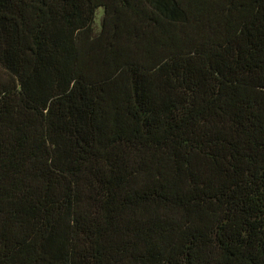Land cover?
Listing matches in <instances>:
<instances>
[{
	"label": "trees",
	"instance_id": "trees-1",
	"mask_svg": "<svg viewBox=\"0 0 264 264\" xmlns=\"http://www.w3.org/2000/svg\"><path fill=\"white\" fill-rule=\"evenodd\" d=\"M0 264H264V0H0Z\"/></svg>",
	"mask_w": 264,
	"mask_h": 264
},
{
	"label": "rangeland",
	"instance_id": "rangeland-1",
	"mask_svg": "<svg viewBox=\"0 0 264 264\" xmlns=\"http://www.w3.org/2000/svg\"><path fill=\"white\" fill-rule=\"evenodd\" d=\"M101 15H102V9H99L97 11V14H96V17H95V25H96V28H99V23H100V20H101Z\"/></svg>",
	"mask_w": 264,
	"mask_h": 264
}]
</instances>
